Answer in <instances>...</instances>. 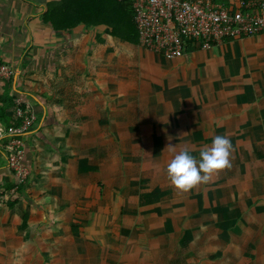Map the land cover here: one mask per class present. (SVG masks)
Segmentation results:
<instances>
[{
	"label": "crops",
	"instance_id": "obj_1",
	"mask_svg": "<svg viewBox=\"0 0 264 264\" xmlns=\"http://www.w3.org/2000/svg\"><path fill=\"white\" fill-rule=\"evenodd\" d=\"M58 1L0 0V61L36 117L23 184L0 137V264H264V33L166 60L55 30ZM217 135L231 167L176 189L168 162Z\"/></svg>",
	"mask_w": 264,
	"mask_h": 264
},
{
	"label": "built area",
	"instance_id": "obj_2",
	"mask_svg": "<svg viewBox=\"0 0 264 264\" xmlns=\"http://www.w3.org/2000/svg\"><path fill=\"white\" fill-rule=\"evenodd\" d=\"M130 5L140 46L166 60L182 57L190 43L209 50L225 40L264 33V0H238L234 7L218 0H130ZM14 74L11 66L0 61V80H11ZM17 114L24 119L22 126L1 130L0 137L13 136L6 145V161L23 184L27 173L22 166L25 143L21 137L36 117L29 109L19 108Z\"/></svg>",
	"mask_w": 264,
	"mask_h": 264
},
{
	"label": "trees",
	"instance_id": "obj_3",
	"mask_svg": "<svg viewBox=\"0 0 264 264\" xmlns=\"http://www.w3.org/2000/svg\"><path fill=\"white\" fill-rule=\"evenodd\" d=\"M43 20L50 22L57 31H70L80 26H105L109 36L128 44H139L130 0H60L48 5ZM12 80H0V123L7 130L20 128L24 119L18 116V109H28L27 102L21 100L18 103L20 97L12 91ZM12 137L7 134V142Z\"/></svg>",
	"mask_w": 264,
	"mask_h": 264
},
{
	"label": "clouds",
	"instance_id": "obj_4",
	"mask_svg": "<svg viewBox=\"0 0 264 264\" xmlns=\"http://www.w3.org/2000/svg\"><path fill=\"white\" fill-rule=\"evenodd\" d=\"M175 146L169 145L166 150ZM232 143L224 135L213 138L211 146L199 152V159L188 149L176 153L167 164V176L178 190L189 191L201 183H207L213 175L231 167Z\"/></svg>",
	"mask_w": 264,
	"mask_h": 264
},
{
	"label": "water",
	"instance_id": "obj_5",
	"mask_svg": "<svg viewBox=\"0 0 264 264\" xmlns=\"http://www.w3.org/2000/svg\"><path fill=\"white\" fill-rule=\"evenodd\" d=\"M20 75V72L18 71V73L16 74V76H15V82H14V86L16 87V82H17V78H18V76Z\"/></svg>",
	"mask_w": 264,
	"mask_h": 264
}]
</instances>
